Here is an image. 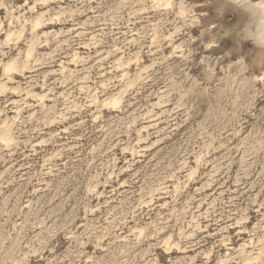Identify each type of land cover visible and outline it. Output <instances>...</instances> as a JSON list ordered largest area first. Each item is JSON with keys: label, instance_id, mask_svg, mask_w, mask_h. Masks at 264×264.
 <instances>
[{"label": "rangeland", "instance_id": "obj_1", "mask_svg": "<svg viewBox=\"0 0 264 264\" xmlns=\"http://www.w3.org/2000/svg\"><path fill=\"white\" fill-rule=\"evenodd\" d=\"M241 28L228 0H0V264H264Z\"/></svg>", "mask_w": 264, "mask_h": 264}, {"label": "clouds", "instance_id": "obj_2", "mask_svg": "<svg viewBox=\"0 0 264 264\" xmlns=\"http://www.w3.org/2000/svg\"><path fill=\"white\" fill-rule=\"evenodd\" d=\"M228 3L242 17L240 38L251 41L259 49L264 50V0H228ZM262 57L264 52L260 58L264 64Z\"/></svg>", "mask_w": 264, "mask_h": 264}, {"label": "bare ground", "instance_id": "obj_3", "mask_svg": "<svg viewBox=\"0 0 264 264\" xmlns=\"http://www.w3.org/2000/svg\"><path fill=\"white\" fill-rule=\"evenodd\" d=\"M40 25V22L38 21L36 23V25L34 26V29ZM16 70V67L14 66V62L13 63H10L8 66L5 67V72H11V71H14Z\"/></svg>", "mask_w": 264, "mask_h": 264}]
</instances>
